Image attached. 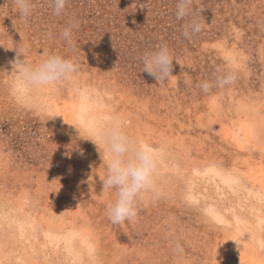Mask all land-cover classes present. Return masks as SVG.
<instances>
[{
	"label": "rangeland",
	"instance_id": "obj_1",
	"mask_svg": "<svg viewBox=\"0 0 264 264\" xmlns=\"http://www.w3.org/2000/svg\"><path fill=\"white\" fill-rule=\"evenodd\" d=\"M32 2L24 20L0 0V264H264V0H194L182 19L178 0H69L61 15ZM19 43L29 63L58 54L79 73L27 102ZM163 45L179 64L157 82L140 57ZM228 71L232 85L199 88ZM113 119L159 149L158 195L123 226L89 131Z\"/></svg>",
	"mask_w": 264,
	"mask_h": 264
},
{
	"label": "clouds",
	"instance_id": "obj_2",
	"mask_svg": "<svg viewBox=\"0 0 264 264\" xmlns=\"http://www.w3.org/2000/svg\"><path fill=\"white\" fill-rule=\"evenodd\" d=\"M193 2L194 0H178L177 19L191 14ZM68 3L69 0H52L54 14L61 15ZM14 6L21 19L27 20L32 15L34 7L32 0H14ZM74 27L78 25L73 24L61 33L70 46H73L72 28ZM202 29L203 24L193 19L183 25V35L191 39ZM19 45L15 48L17 59L13 62L11 73L14 72L19 77V83L24 91L23 99L27 102H31L32 92L70 81L79 73L80 66L74 59L58 54H45L38 64L29 63L26 59L28 47L22 43ZM20 57L23 59L21 60ZM140 60L143 65L142 71L157 82L171 80L174 77L173 62L179 64L167 45L159 47L156 51L146 52ZM235 79L234 73L228 71L217 76L214 81H201L199 88L203 93L210 94L214 88L223 89L232 85ZM35 106L38 111L45 109L40 103ZM89 131L99 143L104 145L108 158L102 192L112 193L115 198L106 205V214L114 226L131 223L137 217L138 204L145 195L148 193L153 196L158 195L155 178L158 175L159 149L131 137L115 119L108 123L97 124Z\"/></svg>",
	"mask_w": 264,
	"mask_h": 264
},
{
	"label": "bare ground",
	"instance_id": "obj_3",
	"mask_svg": "<svg viewBox=\"0 0 264 264\" xmlns=\"http://www.w3.org/2000/svg\"><path fill=\"white\" fill-rule=\"evenodd\" d=\"M219 238V237H218ZM232 243V242H231ZM228 244H229V242H228ZM231 245H233V244H231ZM235 248V247H234ZM248 257V256H247ZM240 259V258H239ZM247 259V258H246ZM243 261V260H242ZM247 262V261H246ZM262 263V262H261Z\"/></svg>",
	"mask_w": 264,
	"mask_h": 264
}]
</instances>
